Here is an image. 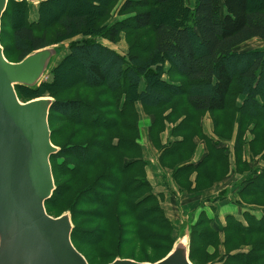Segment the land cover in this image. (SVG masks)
<instances>
[{
    "label": "trees",
    "instance_id": "1",
    "mask_svg": "<svg viewBox=\"0 0 264 264\" xmlns=\"http://www.w3.org/2000/svg\"><path fill=\"white\" fill-rule=\"evenodd\" d=\"M115 1L46 0L39 4V17L31 20L33 4L10 0L2 18L0 41L9 62L18 63L53 46L69 52L50 69V82L15 88L23 103L54 100L49 127L59 152L50 159L56 190L45 204L48 215L70 213L72 242L89 264L95 261L81 245L99 246L123 218L126 231L133 235L127 245L138 241L156 249L155 242L170 243L164 257L145 263H157L172 252L184 232L171 242L175 225L147 178L139 142L140 105L151 119L148 139L160 153L159 164L180 191L198 194L202 182L211 186L217 178L233 179L229 192L237 198L236 205L262 212L259 217L245 213V223L227 216L222 227L201 212L189 230L191 263L201 264L195 249L198 241L202 254L204 246L223 234L229 250L219 255L217 245L213 254L206 252L216 264H264V51L238 50L253 39L264 41V0H196L194 9L185 0H126L123 13L133 17L102 33L100 24ZM6 20L11 27L10 48L4 42ZM143 30L151 41L136 42L126 56L97 41L103 34L116 44L122 32L133 38ZM78 36L83 38L68 43L66 49L67 41ZM10 53L17 54L16 61ZM206 113L212 117L213 136L203 130ZM166 131L177 141L162 145ZM68 132L70 139L58 142ZM200 139L207 152L195 164L192 155ZM213 165L220 172L211 171ZM147 192L144 199L140 197ZM70 193L73 204L58 208ZM227 196L228 190H223L208 202L225 201ZM78 207L96 208L90 215H101L103 226L78 235L77 215L83 213ZM212 211L217 212L213 207ZM94 236L100 241L94 242ZM241 242L252 245L244 249ZM117 251L101 254L98 261L111 264L120 258L144 263Z\"/></svg>",
    "mask_w": 264,
    "mask_h": 264
},
{
    "label": "water",
    "instance_id": "2",
    "mask_svg": "<svg viewBox=\"0 0 264 264\" xmlns=\"http://www.w3.org/2000/svg\"><path fill=\"white\" fill-rule=\"evenodd\" d=\"M9 1L0 0V39ZM58 53L53 46L11 63L0 41V264H89L72 242L70 213L54 218L45 207L56 190L50 159L59 149L52 144L49 127L54 100L23 103L15 89L40 86ZM185 238L154 264H192L190 239L184 242ZM111 264L152 263L118 258Z\"/></svg>",
    "mask_w": 264,
    "mask_h": 264
},
{
    "label": "rangeland",
    "instance_id": "3",
    "mask_svg": "<svg viewBox=\"0 0 264 264\" xmlns=\"http://www.w3.org/2000/svg\"><path fill=\"white\" fill-rule=\"evenodd\" d=\"M117 1V2H116ZM115 2H113L111 4V8H110V12L109 14L105 17V19L102 21V23L100 24V29L105 33L104 31L111 27H113L114 25H116L117 23L124 21L126 19H128L129 17H133V13L128 12V13H123V6L124 3L126 2V0H116ZM186 4L189 8L194 9L195 5H196V0H185ZM39 6H34L30 8V16H31V20H35L39 17ZM73 11V10H71ZM56 30V29H54ZM58 30H56L57 32ZM10 33H11V27L9 22L6 20L5 21V27H4V42L5 45L10 48L11 47V42L9 40L10 38ZM99 36V35H98ZM83 37L82 36H78L76 38H74L73 40H69L67 41V44L65 46L69 47L68 43H73L76 42L78 40H81ZM152 37H150V33H148L147 30H143L140 32H137V34H135V36L133 38H129L126 32H122L120 34V40L118 41V43L116 44H112L108 39H106L105 37H103V34H100V38L97 40L100 43L109 46L110 48H112L113 50H115L116 52H118L119 54L126 56L129 53V49L133 47V45L136 42H149L151 41ZM60 47V46H59ZM239 51H254V50H263L264 51V41H261L259 39H253L245 44H243L242 46L239 47L238 49ZM65 51V52H64ZM68 51L67 50H61L59 51L58 55L53 59L50 69L52 67L57 66L64 57H66L68 55ZM10 58L13 61L17 60V54H13L10 53L9 54ZM57 64V65H56ZM168 65L166 64L165 68L167 70ZM65 72V71H64ZM165 80H168L169 77L167 75L164 76ZM52 80V76L49 75L46 77V82H50ZM82 91H84V93L86 95L89 94V90H85L82 89ZM139 112V116L143 119L146 120L145 117V113L143 112V109ZM147 116V115H146ZM208 121L207 123L209 124L210 129L212 128V132L214 131L213 129V121H212V117L210 114L206 113L205 116L203 117L202 121ZM211 123V124H210ZM141 128L144 132V135H146V131H148L149 128H144V126H141V119L139 118V132H140V138H141ZM70 132H68L66 135L63 134V136L61 138H59L58 142L65 144V142L70 139ZM165 134L168 135L169 131L164 132ZM213 134V133H212ZM199 138H201L199 136ZM200 141V143H202V145L206 146V144L204 143V141L202 139L198 140ZM198 141L196 140V144L198 143ZM233 143L234 141L228 143V146L230 147V149L233 147ZM200 144H197V148L195 149V153H193V158L195 159L196 157H198L202 151L201 146H199ZM207 148V146H206ZM145 154H147V157H155L154 151L150 149V146L148 144V142H145ZM211 171L213 172H220V169L217 168L216 166H211ZM152 178V177H151ZM219 178H217V180H215L214 182H212L209 186L208 184H206V182H202V187L200 188L201 192H206L209 191L211 189H213L214 187L216 188V194L221 192L222 190H228V196L226 197L225 201H228L230 203H234L236 204V200L237 198L234 197L232 194H230L229 192V188L230 187V180L227 183H224L228 178H226L223 181L218 182ZM154 188L156 190V196H158L157 192L161 191V187L160 185H157V182L155 180H152ZM164 182V181H163ZM224 183V184H223ZM221 184V185H220ZM217 186V187H216ZM224 186V187H222ZM225 188V189H224ZM148 192L147 193H143L140 197L141 198H145L146 196H148ZM190 195H193L190 193ZM73 194L70 193L68 196L64 197L63 200L59 201L57 207H63V208H68L73 204ZM142 200V199H140ZM241 200V199H240ZM222 201H219V203H221ZM55 207V206H54ZM96 209V208H95ZM95 209H90L89 207H78L77 210L83 212L80 213L79 215H77V224L79 225L78 228V235L81 234V232L84 233H89L92 234L93 231H95L97 228H99L100 226H103V224L105 223L104 220L100 219L101 215H98V217L95 216H91L90 213L95 210ZM250 214L253 216H257L259 217L262 212L258 211L256 209L250 208V207H239V213L238 215L234 216L239 218L242 222H244V214ZM211 214V213H210ZM192 215V214H190ZM193 216V215H192ZM178 214L177 212L173 211L171 213V218H177ZM200 216H198L197 218L199 219ZM197 219V220H198ZM213 219V218H211ZM187 218L185 217H181L179 216V218L177 219V221L174 223V227L175 230L173 231V235H172V240L171 242H173V240L177 239L178 235L181 232H184V235L189 238V230L191 229L192 225L195 224V220H192V223H187L186 222ZM125 218H123L121 221L118 222V225H115V227H113V229L107 234L106 239H104L103 243L101 242V244L97 247L94 246H88V245H81V250L87 254L89 257L92 256L93 260L95 261V263L93 264H104L105 262L103 261H98L99 259H101V254H105V252H107L108 254H111L112 252H114L115 250H118L116 252V254H121L123 257H127V258H132V259H136L138 261H156L162 257L165 256L166 254V250L170 247V243L168 242H163V241H158L155 242V245L157 246L156 249L151 248V243H141V242H132L129 245L126 244V240H132L133 235L131 236L130 233H128L127 231H130L129 229L126 231L125 229ZM128 221L130 222L131 220L128 219ZM245 223V222H244ZM202 226L204 227V224L201 222ZM189 226V227H188ZM109 227H112V223L109 224ZM85 228H87V230L91 231L90 232H86L83 231L85 230ZM215 228H217V226H215ZM121 229L122 231V235H120L119 230ZM123 229L125 230L124 235H123ZM228 238L223 236V234H220L219 240L215 239L213 240L208 246L207 248L202 249L203 253L201 254V242L198 241L195 249L198 255V259L201 262V264H216L217 261H215V257L212 255H208L206 254V252H208L209 254H213L215 252V248L219 247V255L225 253V250L227 249V251L229 250L228 247H226L227 245V240ZM92 240L95 241H100V239L98 238V236H94V238H92ZM227 240V241H226ZM241 246H244V249H247L249 247V245L251 246V243H240ZM214 250V251H213ZM114 254V253H112ZM218 258V256L216 257ZM215 261V262H214ZM145 263V262H144Z\"/></svg>",
    "mask_w": 264,
    "mask_h": 264
},
{
    "label": "crops",
    "instance_id": "4",
    "mask_svg": "<svg viewBox=\"0 0 264 264\" xmlns=\"http://www.w3.org/2000/svg\"><path fill=\"white\" fill-rule=\"evenodd\" d=\"M137 109L138 111H141L142 107L140 105H137ZM145 117H146V120H143L140 117L141 126L142 127L144 126V128H149L151 125V119L146 115ZM207 122L208 121L206 120L202 122L204 133L208 136H213L212 128L210 129L209 124H208L209 122L208 123ZM171 141L173 142L177 140L170 139L167 134H163L162 145H167ZM139 142L143 148L144 159L147 162V167H146L147 178L149 182L152 184L155 193H156V190L154 188L152 180H155L157 182V185H160V187L162 188L161 191L157 192V194L162 197L161 205L167 217L171 221L175 223L177 219L179 218V216H181L182 218L186 217L187 218L186 222L190 223L192 218L196 221L198 219L197 217L200 216L201 212H206V214L210 218H215V222L219 226L222 227L226 225L227 216L238 215L239 207L234 203H230L228 201H222L221 203L217 202L215 204H211L208 202L209 199L216 198L223 190L216 194V190H215L216 188L214 187L213 189L209 191L198 193V194H193V195L185 193L184 191H180L179 187L173 181L171 175L165 172V170L159 164L160 153L158 149L152 146V144L150 143L148 139V131H146V135H144L142 128H141V138ZM145 142H148L150 149L154 151V154H155L154 158L149 157V156L147 157V154H145ZM198 143L200 144L199 146L202 145L200 141H198ZM203 145L201 147L202 151L200 155L196 157L195 159L193 158L192 163H195V164L199 163L205 156L207 149H206V146L204 148ZM194 180H195V175L191 178L192 182ZM230 181H233V179H231ZM227 182L228 181L224 183H227ZM230 187H231V184H230ZM231 189L232 188H229V190ZM232 193L233 192L230 191V194ZM203 205H205L204 208H202ZM212 207L216 209L217 211L216 213L212 211ZM173 211L177 212L178 214L177 218H173V219L171 218V213ZM190 214H192L193 216Z\"/></svg>",
    "mask_w": 264,
    "mask_h": 264
},
{
    "label": "bare ground",
    "instance_id": "5",
    "mask_svg": "<svg viewBox=\"0 0 264 264\" xmlns=\"http://www.w3.org/2000/svg\"><path fill=\"white\" fill-rule=\"evenodd\" d=\"M33 6H39V4H33ZM58 47V46H57ZM65 48L67 49L68 48V46H65ZM65 52V51H64ZM19 63V62H18ZM57 65V64H56ZM49 73H50V70H49V72L47 73V75L44 77V79L42 80V83L43 82H46V77L49 75ZM41 83V84H42ZM46 98H50V97H46ZM40 99H43V98H40ZM40 99H36V100H40ZM45 99V98H44ZM52 99V98H51ZM184 242H187V238H185L184 239Z\"/></svg>",
    "mask_w": 264,
    "mask_h": 264
}]
</instances>
